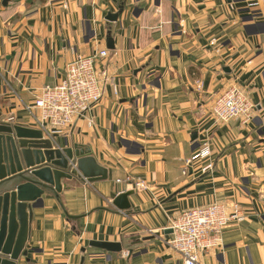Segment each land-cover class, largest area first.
I'll list each match as a JSON object with an SVG mask.
<instances>
[{"label": "crops", "instance_id": "1", "mask_svg": "<svg viewBox=\"0 0 264 264\" xmlns=\"http://www.w3.org/2000/svg\"><path fill=\"white\" fill-rule=\"evenodd\" d=\"M250 1L0 0V122L40 130L25 107L79 54L106 49L96 65L118 85L69 130H40L52 149L88 152L107 179L61 180L73 220L47 192L31 203L16 264H183L166 244L169 220L215 202L237 203L245 220L229 223L199 264H264V11ZM233 85L255 106L252 120L214 126L212 102ZM205 139L210 155L195 158ZM123 193L120 211L112 202ZM89 241L120 242L129 256Z\"/></svg>", "mask_w": 264, "mask_h": 264}, {"label": "built area", "instance_id": "2", "mask_svg": "<svg viewBox=\"0 0 264 264\" xmlns=\"http://www.w3.org/2000/svg\"><path fill=\"white\" fill-rule=\"evenodd\" d=\"M248 7L264 11V0H252ZM108 56L106 49L91 55L79 54L65 66L63 80L54 86H45L34 98L26 111L35 118L38 129L51 133L67 131L79 119L84 118L88 110L104 97L107 87L114 95L118 85L113 75L97 68V61ZM255 106L247 98L243 88L238 85L229 87L217 95L211 105L210 117L213 124H224L234 119L248 124L253 117ZM210 145L202 142L195 158L208 157ZM212 170L206 165L202 171ZM137 190H147L148 185L140 179L127 178ZM244 211L237 203L226 205L215 202L207 206L194 207L180 212L169 220L172 230L167 246L180 255L183 264H199L201 255L220 247L224 228L231 222H243ZM122 257H128L129 251L122 250Z\"/></svg>", "mask_w": 264, "mask_h": 264}, {"label": "water", "instance_id": "3", "mask_svg": "<svg viewBox=\"0 0 264 264\" xmlns=\"http://www.w3.org/2000/svg\"><path fill=\"white\" fill-rule=\"evenodd\" d=\"M121 12L110 13L105 20L115 22ZM107 47L113 48L109 38ZM196 138L193 133L191 140ZM76 149H52L51 139H42L40 130L0 122V264H16L27 255L31 203L44 192L54 196L65 216L73 220L77 217L68 215L59 199L61 180L77 177L93 183L107 179V170L92 155ZM129 194L117 196L113 206L127 210ZM89 246L108 253L122 251L120 242L89 241Z\"/></svg>", "mask_w": 264, "mask_h": 264}, {"label": "rangeland", "instance_id": "4", "mask_svg": "<svg viewBox=\"0 0 264 264\" xmlns=\"http://www.w3.org/2000/svg\"><path fill=\"white\" fill-rule=\"evenodd\" d=\"M225 124V123H224ZM214 126H218V125H221V124H213ZM204 141H207L208 142V144L210 145V142H209V140L208 139H205ZM204 141H202V142H204ZM202 142H201V145H202Z\"/></svg>", "mask_w": 264, "mask_h": 264}]
</instances>
